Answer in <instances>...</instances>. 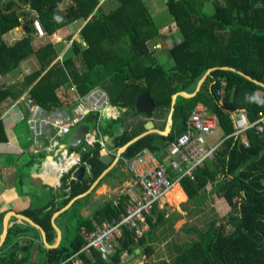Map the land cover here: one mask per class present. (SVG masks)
<instances>
[{
	"label": "trees",
	"instance_id": "1",
	"mask_svg": "<svg viewBox=\"0 0 264 264\" xmlns=\"http://www.w3.org/2000/svg\"><path fill=\"white\" fill-rule=\"evenodd\" d=\"M64 1L0 0L1 74L15 71L28 58H35L39 70L22 85L25 88L39 78L31 93L45 109L61 107L57 90L71 83L81 93L102 87L119 111L125 109L119 119H104L101 125L103 136L112 138L110 146L120 148L139 134L125 126V119L137 113L135 106L140 94L148 93L153 99L154 117L167 116L172 95L180 91L193 93L205 73L216 68L195 96L177 97L173 119L181 122L182 132L195 106L203 103L218 116L219 126L227 137L215 159L206 161L194 172L193 178L184 177L179 181L187 195L182 210L189 218L195 217V222L188 219L169 239L174 224L183 217L174 212L167 218L166 210L155 207L153 215L147 217L149 228L138 243L134 242L133 234L124 229L108 261L101 259L94 249L90 254L77 257L83 264H131L137 257H144L145 264H264V134L250 129L246 133L247 142L243 141L241 136L234 135L235 124L228 112L243 110L250 121L264 113V96L258 94V91L264 92V87L242 75L264 84V0H162L168 8L169 19L176 24L173 38H180L179 43L173 39L174 44L168 51L173 62L169 68L158 66L149 47L160 39L150 0H106L103 3L101 0H72L70 6L62 9ZM79 20L85 21L80 31L81 41H72L62 61H56L64 48L62 43L49 42L38 49L32 45L35 21L53 38L58 31ZM21 25L27 35L12 45L5 44L3 35ZM156 66L161 74L150 79L146 71ZM224 67L236 71L224 70ZM222 82L225 83L224 108L219 105L217 95ZM237 85L247 89V98L241 104H233ZM16 87L17 84L0 88V141L7 139L1 123V105L7 98L15 99L21 94L22 90ZM138 124L143 131L144 122ZM175 139L173 135L149 134L128 146L122 156L133 159L148 149L160 158L161 149ZM101 157L98 146L83 156L90 175L71 182V191L62 202V208L87 192L109 167ZM168 171L171 178L177 176L171 168ZM61 195L66 193L62 190ZM213 195L225 205L227 212L222 217L215 208H211V215L205 213L206 201L210 196L214 202ZM127 198H120L118 205L108 201L95 215L97 221L119 219L127 208ZM84 199L76 200L71 211L80 207ZM54 210L44 216V210L34 209L36 216L27 214L49 234ZM201 213L204 216L198 219ZM81 224L93 229L89 220H81ZM15 231L10 230L6 246ZM167 239L166 252L159 251L157 246ZM84 243L80 235L70 247L61 245L47 250L46 264L67 261ZM137 249H140L139 254H135ZM30 251V246L16 243L0 255V264H24L29 257L19 258V253ZM132 254L135 257L127 261L125 255Z\"/></svg>",
	"mask_w": 264,
	"mask_h": 264
},
{
	"label": "crops",
	"instance_id": "2",
	"mask_svg": "<svg viewBox=\"0 0 264 264\" xmlns=\"http://www.w3.org/2000/svg\"><path fill=\"white\" fill-rule=\"evenodd\" d=\"M104 1L106 0H101V3H103ZM63 4L67 5L68 7L72 4V0H65L61 4V8L65 9L66 7H62ZM33 17L34 15L31 14L30 18ZM84 25L85 21H76L68 27L58 31L53 36V38H50L49 36L46 38H39L36 29L34 28V30L32 29V45L35 49H38L39 47L44 46L49 42H52L54 44L62 43L64 45V48L61 49V52L56 59V61H62L64 55L67 53L69 47L71 46L72 41H81L80 31ZM175 27L176 24L172 22V20H163V22H161V24L159 25L160 39H157L156 41L149 44L150 50L154 53L159 67L162 66L165 68H169L173 65V62L168 57V51L172 48L174 40L177 43L180 42V38H173L177 29ZM26 35L27 31L24 25H21L4 34L2 39L5 44L12 45L24 38ZM159 67H152L146 71V74L150 79H154L161 74ZM37 70H39V66L35 58H28L27 60L22 62L20 67L15 71L6 74L0 73V88L17 84L16 90H22L21 94L18 97H16L15 99L9 97L1 105V123L3 129L5 130L4 135L7 137V139L0 141V255L5 254L16 243H19V245L22 246H30L31 251L29 253H19V258H22V255L29 257L28 259H26L24 264H46L47 250L55 249L61 245L70 247L72 242L80 236V228L82 226H85L81 224V220H89L91 222V225L93 226V229H95L102 223V221L101 223L97 221L95 215L106 205L108 201H112L114 203L115 200H119L120 198H127L128 196L125 191L129 188H133L136 194L139 192L138 188L133 187L134 179L132 173L121 160L123 158L122 154L125 151L121 155L119 153L120 148H122L123 146L120 148H113L109 145L111 151L113 152V155L111 156H113V158L115 159L109 166V172L103 178L97 179L91 185L90 191L87 195L73 199L65 207L62 208V202H64L69 194H66L65 196L61 195V190L58 191L55 188L57 175L53 169L48 168V166L46 165L45 158L47 157H45V155L32 154L29 151L30 130H28L26 120L21 118V116L25 114L24 107L22 106V104H20L18 107H14L12 105L14 101H17L24 94L28 93V91H31L33 86L37 83L39 78H36L32 84L28 85L25 88L22 85L25 83L27 77L33 75L35 72H37ZM206 73L198 82L193 93L189 94L185 91H180L174 94L176 95L175 102L177 97L191 98L195 96L208 77ZM201 81H203L202 84H200ZM224 86L225 83L222 82L221 87L217 91V95L220 97L219 105L222 108L225 107ZM263 93L264 92L262 91H258L259 95L264 96ZM174 95H172V101ZM246 98V87L237 85L235 87L233 104H241L246 100ZM171 108L167 116H161L160 118L154 117V115L152 118H149L144 113H138L136 111L137 113H131L126 117L125 126H128V129L131 132H138L139 134L137 136H139L147 131L145 125L148 121L152 120L155 126L154 129L160 132H152L149 134H158L164 137L173 135L177 139L184 132V130L181 132L182 124L180 121L175 122L173 119V115L172 121L169 122ZM242 111L243 110L231 112L228 111L232 117L233 124H235L236 115ZM124 112L125 109H121L119 112H116L118 116L117 119H119ZM139 122H144L145 128L143 131H140L142 127H140V125L138 124ZM68 138L65 139L64 145L66 144L67 148H71L67 145ZM104 138L108 142V138ZM226 138L227 137L224 135L219 126V129L214 133L211 139L213 142H218L225 140ZM176 139L174 141H176ZM174 141L161 149V152L158 155L161 158H159V160L165 165L167 169L170 168L171 162V159L168 156L169 149ZM19 150H24L25 153L20 154ZM44 172H46L47 174L44 175ZM89 175L90 174H84L83 178H86ZM176 177L174 179H176ZM176 185H178L179 189L182 190L185 196V200L181 201L178 204L172 203L168 200V197L172 193V191H177V188L175 187ZM175 186L173 190L168 194L167 199L163 203L156 206L160 210H166V205L177 208L171 214H168L166 210L167 218L170 217L174 212L181 213L183 217L176 221V223L174 224V227L170 232L169 239L170 237H172L173 233L179 232L180 228L188 221V219L190 220V216H187V212L182 210V205L187 203V195L183 191L179 182H177ZM84 197L85 199L82 201V205L77 209L74 208L71 211L74 202ZM214 197L216 196H211L212 199H214ZM212 203L213 201H211L209 196L206 204L208 206V204L213 205ZM222 207L225 208V205L221 203V208ZM34 209L42 211L44 210L43 216L46 213L50 212V210L55 209L52 212V230L49 234L43 227L37 224V221L33 217L36 216V211H33ZM66 211H68V213L64 214ZM27 213L33 216L31 217ZM23 217H27L35 225L29 223L28 221L23 219ZM55 225L60 230L61 234L57 231ZM5 228L7 230V235L3 237ZM12 228L16 229V231L12 235L10 243L6 246V239L10 235V230ZM21 230H24V233H21ZM169 239L163 240L159 245L163 246L164 248L165 246H167L166 243ZM125 257H127V255H125ZM138 264H145V261Z\"/></svg>",
	"mask_w": 264,
	"mask_h": 264
},
{
	"label": "built area",
	"instance_id": "3",
	"mask_svg": "<svg viewBox=\"0 0 264 264\" xmlns=\"http://www.w3.org/2000/svg\"><path fill=\"white\" fill-rule=\"evenodd\" d=\"M34 28L39 38L48 37L38 21L34 22ZM58 95L61 107L43 108L37 103L31 91L14 101L12 105L18 107L22 104L24 107L25 114L21 118L26 120L30 130L29 151L47 157L46 165L57 175L55 188L61 190V193L63 190L69 194L70 183L75 180L74 174L77 170L84 168L85 175L90 173L87 162L82 160L83 156L97 146L100 148L101 156L113 155L102 134L101 125L104 119H117L116 112L119 110L101 87H94L81 93L78 87L71 83L59 89ZM89 118L92 122L88 121ZM82 124L89 125L91 130L76 149L67 148L66 144L64 145L65 139ZM235 124L234 135L241 136L243 141L247 142L246 133L250 129L258 134H264V113H259L255 121H250L246 112L242 111L236 115ZM218 129V116L210 112L205 104L198 103L187 120L186 129L169 149L170 168L176 173V179L170 177L168 169L150 150H143L131 160L122 158L133 175V187L138 188L139 192L136 194L133 188L125 191L128 196L127 208L119 219L105 220L92 230L82 226L80 235L85 243L79 252L67 261L83 264L77 256L90 254L92 249L100 253L101 259L108 261L109 255L115 251L118 240L123 236L124 229H128L133 234L134 242L138 243L149 228L147 217L152 216L153 209L167 199L175 184L184 177L193 178L194 172L206 161L215 159L224 142V140L213 142L211 139ZM19 153L24 154L25 151L19 150ZM118 201L115 200L114 204L118 205Z\"/></svg>",
	"mask_w": 264,
	"mask_h": 264
},
{
	"label": "water",
	"instance_id": "4",
	"mask_svg": "<svg viewBox=\"0 0 264 264\" xmlns=\"http://www.w3.org/2000/svg\"><path fill=\"white\" fill-rule=\"evenodd\" d=\"M224 70H232V71H236L235 69H232V68H228V67H224L222 68ZM214 69H210L207 71L206 75H209ZM242 74V73H241ZM244 75L247 79L249 80H252L254 81L256 84L264 87V84L256 81V80H253L251 77L245 75V74H242ZM204 80V79H202ZM203 81L200 82V84H202ZM175 98H176V95L173 96V101H172V108H171V112H170V117H169V122L172 121V115H173V110H174V105H175ZM136 111L138 113H144L145 115H147L149 118H152L155 111H156V106H155V103L153 101V99L149 96L148 93H142L139 95V97L137 98V102H136ZM88 121H90V118L88 119ZM146 127V132L137 136L136 138L132 139L131 141H129L125 146H123L122 148H120V155L128 148V146H130L131 144L135 143L136 141H138L140 138L146 136L147 134L149 133H152V132H160L158 130H155L154 129V123L152 120L148 121L147 124L145 125ZM91 130V128L89 127V125L87 124H82V125H79L78 127H76V129L72 132V134L70 135V137L68 138L67 140V145L71 148H77L83 141L85 135ZM108 140V144L111 145L112 143V138L110 139H107ZM115 159L113 158V156L111 155H105V156H102L101 157V161L106 164V165H111L113 163ZM109 172V167L103 172V174L101 175L100 178L98 179H101L103 178L107 173ZM84 173H85V170L84 168H80L77 170V172L74 174V177L81 181L83 180V177H84ZM90 189L85 192L84 194L76 197V198H79V197H82V196H85L89 193ZM23 219H25L26 221H28L29 223H31L32 225H35L30 219H28L27 217H23ZM55 228L57 229V231L61 234L60 230L57 228V226L55 225ZM7 235V230L5 228L4 230V233H3V237H5ZM140 253V249H137L135 251V254H139ZM135 254H132V255H129L126 257V260H130V259H133L135 257Z\"/></svg>",
	"mask_w": 264,
	"mask_h": 264
},
{
	"label": "rangeland",
	"instance_id": "5",
	"mask_svg": "<svg viewBox=\"0 0 264 264\" xmlns=\"http://www.w3.org/2000/svg\"><path fill=\"white\" fill-rule=\"evenodd\" d=\"M62 7L63 8L67 7V5L63 4ZM149 7H150V10L152 12L153 19H154V21L156 22L157 25H160L161 22H163L164 19H169L170 18L168 8H167V6L165 5V3L162 0H150ZM219 202L220 201H218V199L216 197H214V202L212 203L213 205H209L208 204V207L205 208V213H207L208 215H211L212 214V212H211L212 209L211 208H215V210L218 209L217 212L219 213L220 217H222L227 212V210L225 208H223V207L221 208V203H219ZM165 209L167 210L168 214H171L177 208H174V207H172L170 205H166ZM203 216H204L203 213H201V215H199L197 218L199 219V218H201ZM195 220H196L195 217L194 218H190L191 222H195ZM157 249L159 251H161V252H166V246L163 248V246L159 245V246H157ZM144 261H145L144 257H137L136 259H134L132 261L131 264H138V263H142Z\"/></svg>",
	"mask_w": 264,
	"mask_h": 264
},
{
	"label": "bare ground",
	"instance_id": "6",
	"mask_svg": "<svg viewBox=\"0 0 264 264\" xmlns=\"http://www.w3.org/2000/svg\"><path fill=\"white\" fill-rule=\"evenodd\" d=\"M175 187L177 188V191H172V193L168 197V200L172 203L178 204L181 201L185 200V196L182 190L179 189L178 185H176Z\"/></svg>",
	"mask_w": 264,
	"mask_h": 264
}]
</instances>
